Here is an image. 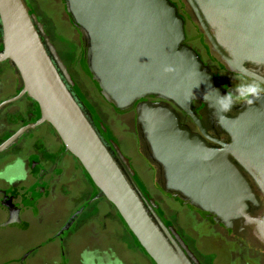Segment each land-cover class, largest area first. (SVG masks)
Returning <instances> with one entry per match:
<instances>
[{
	"label": "water",
	"instance_id": "water-1",
	"mask_svg": "<svg viewBox=\"0 0 264 264\" xmlns=\"http://www.w3.org/2000/svg\"><path fill=\"white\" fill-rule=\"evenodd\" d=\"M60 1L86 39L83 71L99 95L116 112L137 106L144 140L163 170L166 191L224 224L242 219L256 226L264 242V216L249 213V204L258 202L236 166L264 196V96L254 98L236 118L221 121L231 143L212 148L182 129L169 108L140 102L159 97L194 118L193 101L207 102L218 113L216 90L225 94L185 45L184 19L170 0ZM184 1L228 67L264 82V0ZM0 42V63L8 61L22 86L0 109L27 96L38 111L36 122L0 144V153L46 123L95 190L62 231L92 202L103 199L152 264H196L65 78L25 0H0ZM166 67L174 71L165 72Z\"/></svg>",
	"mask_w": 264,
	"mask_h": 264
},
{
	"label": "flooded vegetation",
	"instance_id": "flooded-vegetation-1",
	"mask_svg": "<svg viewBox=\"0 0 264 264\" xmlns=\"http://www.w3.org/2000/svg\"><path fill=\"white\" fill-rule=\"evenodd\" d=\"M25 1L75 92L78 94L82 90L89 96H96L82 72L86 39L60 17L62 11L65 13L63 3L50 0L52 4L46 5L42 0ZM170 1L184 19L185 45L214 75L218 86L225 91V87L239 83L235 79L239 73L231 70L213 49L195 18L193 26L187 27L186 17L191 10L186 2ZM21 88V80L8 61L0 63V104L17 96ZM143 101L169 108L182 129L212 148L220 149V143H231L222 122L217 119L218 113L207 102H192L193 118L159 97H147L140 102ZM248 106L234 105L231 112L225 114L226 119L236 118ZM100 113L104 115L105 110L102 108ZM118 113L123 118L121 124L131 134L129 153L118 149L111 139L109 130L115 141H119L112 126L120 124L109 122L105 115L101 120L105 123H102L95 113L92 114L193 261L196 264H264V242L257 236L256 226L242 219L224 224L213 216L202 214L179 194L166 191L163 170L151 157L144 140L137 106ZM37 119V107L27 96L5 104L0 109V144ZM236 166L251 184L258 202V205L249 204V213L254 218H262L264 196L251 176L238 164ZM149 184L157 186L158 191L150 193ZM94 193L79 164L63 151L48 124L25 132L0 153V264H152L138 249L111 205L103 199L92 202L67 230L62 231L69 218Z\"/></svg>",
	"mask_w": 264,
	"mask_h": 264
},
{
	"label": "rangeland",
	"instance_id": "rangeland-1",
	"mask_svg": "<svg viewBox=\"0 0 264 264\" xmlns=\"http://www.w3.org/2000/svg\"><path fill=\"white\" fill-rule=\"evenodd\" d=\"M46 3V5L50 4L51 1L50 0H42ZM175 1V0H174ZM177 1V0H176ZM52 4V3H51ZM62 9H64V5H62ZM55 14V12H53ZM62 17L63 21H65L67 23V25L69 26L71 23L70 19L68 18V16L62 11ZM186 21H187V27H191L193 26L192 25V22L194 21V17L192 16V13L189 11L187 13V17H186ZM70 27V26H69ZM85 78L87 79V82L89 84V86H91L92 88V91L93 93L96 95V96H89L87 92H84L82 90H78V94H79V98L84 102V104L86 105V107L92 112V113H95L96 116L100 119L99 121L103 120L102 117H105L107 120H109V122H114V123H119L120 125H116V126H112V128H115L114 129V134L116 136L119 135L120 139L119 141L117 140V142L115 141V139L113 138V134L110 131V134L112 136V140L114 141V143L116 144V146L118 147V149H122L123 151H125L126 153L130 152L132 148V146L130 145V139H131V134L130 132L126 129V127H124L121 123H122V119L120 117V113L116 112L110 105H108L107 103H105V101L102 99V97L99 95L98 93V90L95 88V86L93 85L92 81L90 80V78H88L86 76V73L84 71H82ZM77 94V95H78ZM105 110V116L103 114L100 113L101 109L102 108ZM121 120H119V119ZM102 123H105L103 121H101ZM108 126L109 124L106 123ZM105 128L107 127L106 125H104ZM120 126V127H118ZM109 129V127H107ZM106 128V129H107ZM109 134V135H110ZM110 136V137H111ZM150 188L148 189L150 191V193H155L156 191H158V188L157 186H153L152 184H149ZM144 188V187H143ZM146 190V189H145ZM147 192V190H146ZM94 194H92L93 196ZM70 227V226H69ZM143 262V261H142ZM141 262V263H142Z\"/></svg>",
	"mask_w": 264,
	"mask_h": 264
},
{
	"label": "clouds",
	"instance_id": "clouds-1",
	"mask_svg": "<svg viewBox=\"0 0 264 264\" xmlns=\"http://www.w3.org/2000/svg\"><path fill=\"white\" fill-rule=\"evenodd\" d=\"M165 72L174 71L171 67H166ZM239 81L231 88L225 87V94L221 95L218 90V99L216 101L218 107L217 116L218 121H223L227 118L226 113L231 112L234 105L247 104L251 105L254 98L260 97L264 94V82L250 78L245 74L239 73L235 77ZM206 95L203 98H206Z\"/></svg>",
	"mask_w": 264,
	"mask_h": 264
},
{
	"label": "trees",
	"instance_id": "trees-1",
	"mask_svg": "<svg viewBox=\"0 0 264 264\" xmlns=\"http://www.w3.org/2000/svg\"><path fill=\"white\" fill-rule=\"evenodd\" d=\"M167 223V222H166ZM167 225H168V223H167Z\"/></svg>",
	"mask_w": 264,
	"mask_h": 264
}]
</instances>
